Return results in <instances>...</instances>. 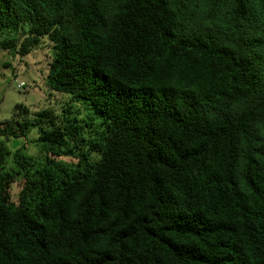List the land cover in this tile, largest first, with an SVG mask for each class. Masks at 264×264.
Returning a JSON list of instances; mask_svg holds the SVG:
<instances>
[{
	"label": "trees",
	"instance_id": "trees-1",
	"mask_svg": "<svg viewBox=\"0 0 264 264\" xmlns=\"http://www.w3.org/2000/svg\"><path fill=\"white\" fill-rule=\"evenodd\" d=\"M44 37L89 114L0 123L48 149L10 171L0 142V264H264V0H0V48Z\"/></svg>",
	"mask_w": 264,
	"mask_h": 264
},
{
	"label": "rangeland",
	"instance_id": "rangeland-1",
	"mask_svg": "<svg viewBox=\"0 0 264 264\" xmlns=\"http://www.w3.org/2000/svg\"><path fill=\"white\" fill-rule=\"evenodd\" d=\"M25 27L19 38L22 40L27 33ZM53 59V43L48 37H44L40 44L32 49L25 56L18 52L0 48V123L9 120L15 115L16 105L22 104L28 108H21L20 116L29 115L35 117L40 110H50L51 117L56 124L63 121L65 110L71 104L73 111L79 120L84 124L87 121L89 110L83 103L72 102L68 95L51 92L45 83L49 64ZM24 82V87H19L18 83ZM92 126L84 125L85 136H89ZM40 130L37 127L30 129L26 137L2 136L0 142L4 143L11 151L8 156L6 168L13 170L16 168L14 154L22 152L27 156L34 157L37 162L42 161L47 155L48 149L38 141ZM71 154L57 156V160L66 167L75 169L82 168L86 164H93L99 159L96 153H90L87 149L75 144L71 147ZM21 177H18L10 186V195L13 202L18 201V195L22 187Z\"/></svg>",
	"mask_w": 264,
	"mask_h": 264
},
{
	"label": "built area",
	"instance_id": "built-area-1",
	"mask_svg": "<svg viewBox=\"0 0 264 264\" xmlns=\"http://www.w3.org/2000/svg\"><path fill=\"white\" fill-rule=\"evenodd\" d=\"M18 86H19V87H24V86H25V83H24V82H19V83H18Z\"/></svg>",
	"mask_w": 264,
	"mask_h": 264
}]
</instances>
